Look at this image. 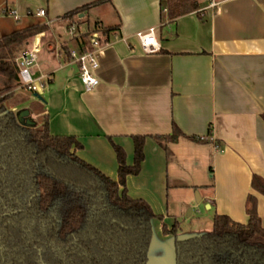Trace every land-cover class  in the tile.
<instances>
[{"label":"crops","instance_id":"0c3cea01","mask_svg":"<svg viewBox=\"0 0 264 264\" xmlns=\"http://www.w3.org/2000/svg\"><path fill=\"white\" fill-rule=\"evenodd\" d=\"M94 1L0 0V20H9L0 21V35L31 23L48 27L25 48L38 49L36 68L51 77L35 94L16 90L8 107H28L17 103L19 96L38 101L50 134L75 136L82 145L76 155L112 179L117 162L109 138L131 164V136H145L140 171L126 176L125 187L160 215L151 223L162 241H173L162 224L169 229L177 221L181 228L185 212L189 218L203 212L199 203L212 217L246 223L249 193L264 226V196L250 186L253 174L264 178V0H175L171 8L167 0H102L69 14ZM38 9L44 16L28 14ZM71 22L84 33L94 22L118 26L96 52L98 85L90 91L76 67L62 66L54 55L59 44L77 47L65 30ZM149 27L159 48L144 53L136 33ZM173 124L182 135L155 138L170 134ZM155 240L152 235L148 259L160 260L149 253Z\"/></svg>","mask_w":264,"mask_h":264},{"label":"trees","instance_id":"16d2710c","mask_svg":"<svg viewBox=\"0 0 264 264\" xmlns=\"http://www.w3.org/2000/svg\"><path fill=\"white\" fill-rule=\"evenodd\" d=\"M174 1L167 0L169 8ZM100 25L105 40L117 33V25L98 22L91 29ZM47 28L31 23L0 35V264H146L151 221L161 217L125 187L126 176L140 171L145 136H131V164L124 149L109 138L117 162V177L112 179L76 155L82 145L75 136L50 134L38 101L28 106L40 118L34 126L19 123L17 111L6 105L19 95L16 55L28 39ZM90 33L80 35L81 41L87 43ZM61 49L67 53L64 44ZM24 101L19 96L17 103ZM180 135L173 124L170 134L155 138L174 141ZM250 186L264 196L263 177L253 174ZM256 203L249 193L246 223L214 214L209 231L183 239L176 236L179 222L169 229L162 224L163 234L173 235L175 264H264V226Z\"/></svg>","mask_w":264,"mask_h":264},{"label":"built area","instance_id":"2783aa9c","mask_svg":"<svg viewBox=\"0 0 264 264\" xmlns=\"http://www.w3.org/2000/svg\"><path fill=\"white\" fill-rule=\"evenodd\" d=\"M214 4L213 1H210V6ZM28 14L42 17L45 13L44 9H38ZM13 18L17 20L18 16L13 14ZM78 25L77 22H71L65 27L70 38L77 42V47L68 49L65 54L61 49V44H59L54 50V55L60 60L59 63L62 66L69 65L76 67L77 76L84 90L90 91L98 85V78L95 75V70L98 67L96 52L106 44L107 40L102 35V26L100 25L90 30L91 33L89 34L87 43L82 42L80 35L84 32L80 31ZM136 37L138 38L142 52L152 53L158 50L159 44L154 27L138 31ZM38 52L37 48H24L16 55L14 59L18 70V86L16 90H25L35 94L49 81L51 77L50 72L46 69L40 70L36 68L39 58Z\"/></svg>","mask_w":264,"mask_h":264},{"label":"rangeland","instance_id":"374dc122","mask_svg":"<svg viewBox=\"0 0 264 264\" xmlns=\"http://www.w3.org/2000/svg\"><path fill=\"white\" fill-rule=\"evenodd\" d=\"M0 21L8 22L9 20L2 18ZM5 30H3L1 34H6L7 32ZM1 85H2V81L0 79V86ZM14 97L11 98V100H7V102H6L7 106H9L13 102H15L14 101L15 100ZM23 103H25L27 106H30L32 101L29 100V99H26V101H24ZM22 108H28V107H22ZM29 112H30V115H29L30 119L32 121H34L36 125L39 124L40 123V118L39 117H35V114L30 109H29ZM199 207L200 208H198V209L200 211H203L201 214H194V212H193L192 216L189 218V217L186 216L187 212H185L183 217H181V225H180L181 228L178 229L177 235H176L178 239H183V238H187V237H190V236H193V235H198V234H201V233H204V232H207V231L210 230L211 225H212V216L210 215L211 211H206L203 208V204L202 203H199ZM195 209L196 208H194V211H195ZM152 232H153V235H154L156 240L152 244V247L150 249V252H149L150 256H152V257L163 256L160 259L161 260H163V259L166 260L164 262V264H172V260L169 261L171 253H172V250H171V247H170V243H168L167 241H162L160 239L161 236H162V233H159L156 223H153ZM170 238H171V240L173 239L172 237H170Z\"/></svg>","mask_w":264,"mask_h":264},{"label":"water","instance_id":"95a60500","mask_svg":"<svg viewBox=\"0 0 264 264\" xmlns=\"http://www.w3.org/2000/svg\"><path fill=\"white\" fill-rule=\"evenodd\" d=\"M29 113L30 112H29L28 108H23V109L18 110L16 112L17 121L19 123L27 125V126H34L35 122L30 119ZM195 201L196 202L200 201V198H199L197 192H195ZM170 247H171L172 253H171L169 261L172 260V264H175V255H174L173 241H172V243H170ZM165 261H166L165 259H163V260H161V259L160 260L148 259L146 264H164Z\"/></svg>","mask_w":264,"mask_h":264}]
</instances>
